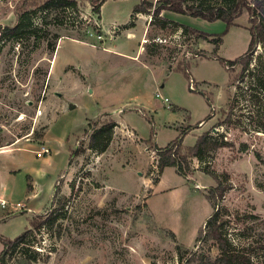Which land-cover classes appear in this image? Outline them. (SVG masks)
Returning <instances> with one entry per match:
<instances>
[{"label": "rangeland", "instance_id": "rangeland-1", "mask_svg": "<svg viewBox=\"0 0 264 264\" xmlns=\"http://www.w3.org/2000/svg\"><path fill=\"white\" fill-rule=\"evenodd\" d=\"M76 1L74 10H42V0L0 4L1 29L14 27L23 10L36 11L24 19L19 38L0 32V191L4 184L14 191L0 206V235L17 237L53 199L46 222L7 253L5 264L213 261L217 246L196 238L215 213L235 253L264 264V94L252 79L264 70V48L254 46L244 71L220 61L245 53L246 12L229 27L177 19L220 36L215 47L184 34V25L165 12L159 15L170 22L165 26L149 15L132 16L141 0H107L100 22L86 0ZM60 41L63 53L54 60ZM120 110L125 116H117ZM115 120H125L135 136ZM106 123H113V142L103 152L88 148L91 134ZM202 135L211 148L202 158H187L188 168L152 167L155 147L174 142L186 155ZM41 147L49 153L39 154ZM75 149L80 154L69 158ZM27 174L36 185L30 197L36 213L23 200L32 181ZM214 177L225 187L215 210L209 201L218 186ZM18 202L25 211L10 216Z\"/></svg>", "mask_w": 264, "mask_h": 264}, {"label": "trees", "instance_id": "trees-1", "mask_svg": "<svg viewBox=\"0 0 264 264\" xmlns=\"http://www.w3.org/2000/svg\"><path fill=\"white\" fill-rule=\"evenodd\" d=\"M86 1L91 6L92 13L96 16L97 20L100 21V9L107 0ZM191 1L192 0H158L153 3L147 0H141L140 3L133 8L132 16L137 14L149 15L153 21H159L165 26L166 24H170V22L165 19H160L159 15L162 12H171L194 19L204 20L209 23L221 21L225 23L226 27H229L234 24L235 20L241 16L243 12H246L249 23L248 31L250 40L245 53L232 61L220 60L226 67L239 65L241 66L242 71L246 70L250 63L254 46L259 43L264 48V0H215L216 2L213 5H205L206 0L201 1L198 4L191 3ZM36 3L37 1H33L31 4L35 6ZM38 6H40L42 10H49L53 7H63L65 9L67 8L74 10L77 9L78 2L76 0H42V3ZM35 13V10L28 12L27 9L23 10L21 17L18 18V21L14 27H5L3 29L0 28V32H2L3 36L19 38L21 34L20 32L27 28V25L24 24V19L26 16L30 17ZM181 30L184 34H193L201 37L203 40H209V42L215 47L218 46L221 40L220 36L213 38L212 35L204 34L187 26H181ZM47 46L50 51H54V43H48ZM252 79L254 81L253 87L257 90H260V92L264 94V70L252 75ZM110 124L111 125L106 123L102 125L99 129L91 134L88 148L99 149L100 152L106 150L111 140V130L113 127V123ZM85 133H87V131H85ZM205 137L206 135H202L197 140L195 146L187 150L186 155L179 154L178 146L176 150L172 152V145H176L174 142L170 143L165 148L156 149L158 156V171L161 172L166 167L188 168L189 165L187 158H202L203 153L211 148L206 145ZM78 154H80L79 149H75L70 153L69 158ZM214 179L218 182V186L210 191L209 201L212 209L215 210L217 201L222 197L225 187L221 185L216 177H214ZM27 189L30 191L31 187L27 186ZM52 198L55 200L56 191ZM52 202L53 199L50 201L47 207L45 206L42 209V213L29 218L28 227L25 228L14 239L4 238L0 235V243L2 245L0 264H5L4 257L8 252H10V250H14V248L18 245H24L31 233L39 230V228L46 222L47 219L45 218V220L42 217L43 214L48 211ZM56 204L59 210L63 209L64 203L60 199L59 201H56ZM217 216L218 214L215 213L205 222L203 229L198 232L196 242H213L219 250V256L213 261L210 259L204 260L202 257L198 259L194 256H191L185 259V264H250L247 257L235 253V251L230 247L221 229L222 226L217 224ZM25 251V249H20L19 253L23 254ZM180 259L182 262L183 257L180 256Z\"/></svg>", "mask_w": 264, "mask_h": 264}, {"label": "crops", "instance_id": "crops-1", "mask_svg": "<svg viewBox=\"0 0 264 264\" xmlns=\"http://www.w3.org/2000/svg\"><path fill=\"white\" fill-rule=\"evenodd\" d=\"M155 1H158V0H151L150 2H155ZM101 10V9H100ZM166 14H170V17H171V19H169V20H172V21H174V22H178V23H180V24H182V25H184L181 21H178L177 19H180L179 17L180 16H182V15H179V14H175V13H171V12H165ZM182 17H184V16H182ZM186 17V16H185ZM100 22V21H99ZM126 25V24H125ZM184 26H186V25H184ZM113 27V25H111V28ZM187 27H189V26H187ZM114 29H117V28H114ZM129 30H131V29H129ZM197 30V29H196ZM130 41V40H129ZM62 41H60L59 42V46L57 47V49L55 50V52H54V60H56V58L58 59V56L59 55H62V53L63 52H60V47H61V45H62V43L64 42H62ZM76 43H78V46L79 45H82L83 43H79V42H76ZM70 47H71V44H70ZM109 47V46H108ZM67 52V51H66ZM65 53V52H64ZM112 54H114V53H112ZM66 63L65 64H68L67 63V61H65ZM160 87L161 88H163V86L162 85H160ZM158 91V90H157ZM138 111V110H137ZM120 112V113H119ZM122 115V116H125L124 115V113H122L121 112V110L120 111H118V114H117V116L118 115ZM114 123L116 124V127L118 128V126L120 125V126H122L124 129H125V127L127 128V125H128V123L127 122H125V120H121V121H119V120H115L114 121ZM201 124V122H199V125ZM128 130H126V133L128 134V137L130 138V137H133V136H135V134L136 133H134V132H132V129L131 128H127ZM124 134V133H123ZM113 137H115V135H114V133H113V136H112V138H111V140H110V143H109V145L113 142ZM126 145V144H125ZM128 145V144H127ZM130 145V144H129ZM109 148V147H108ZM145 148L146 147H144V151H145ZM155 149H159L158 147H155ZM108 150V149H107ZM41 159V158H40ZM67 161H68V158H67ZM36 172L37 173H40L41 171L40 170H36ZM27 175H29L30 177H31V179H32V181H31V184H30V187H31V190H30V193H26V194H24V196H23V200H24V202L26 203V205L30 208L31 207V209L33 210V212H37V210L38 209H40L41 207H43L44 208V206L46 205V203L44 202L41 206H40V208H37V209H35L36 207H35V201L34 200H32L31 198H33L34 196H35V194H36V185H35V181L33 180V178H32V176L30 175V174H27ZM44 176H49V175H44ZM1 193H0V199L1 200H5L6 198H9V199H11L13 196H14V191H13V189L11 188V187H9L8 185H6V184H4V186H3V188H2V190L0 191ZM31 197V198H30ZM47 202V201H46ZM42 208V209H43ZM25 211V210H24ZM25 213V212H24ZM25 215H27V214H25Z\"/></svg>", "mask_w": 264, "mask_h": 264}, {"label": "built area", "instance_id": "built-area-1", "mask_svg": "<svg viewBox=\"0 0 264 264\" xmlns=\"http://www.w3.org/2000/svg\"><path fill=\"white\" fill-rule=\"evenodd\" d=\"M11 2H12V0H0V4H3V3H11ZM159 42H160V40H159ZM189 88H192V81H190V83H189ZM155 96L157 98H160L161 99L162 103L164 105H166V108H169V100H168L167 97L162 96L158 91L156 92ZM171 148H172V152H174L176 150V148H177V145H172ZM145 151H147V150H145ZM156 152L155 153L152 152L154 156H157L156 155ZM38 153L41 154V155H46L49 152H48V150L46 148L41 147L40 148V151ZM152 167H157V165L156 166L155 165H152ZM7 205H8V203L5 200H2L0 202V206L2 208H5ZM10 208L13 210V212L10 213V216L15 215L17 213H20V212H23L24 211V205L22 203H19V202L18 203H15V204H11L10 205Z\"/></svg>", "mask_w": 264, "mask_h": 264}]
</instances>
